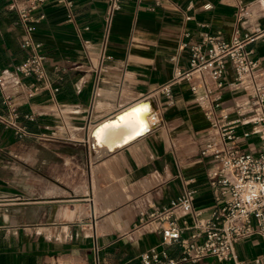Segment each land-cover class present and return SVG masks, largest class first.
I'll use <instances>...</instances> for the list:
<instances>
[{
	"label": "crops",
	"instance_id": "crops-1",
	"mask_svg": "<svg viewBox=\"0 0 264 264\" xmlns=\"http://www.w3.org/2000/svg\"><path fill=\"white\" fill-rule=\"evenodd\" d=\"M70 1L46 0L34 12L43 14L33 36L56 91L40 87L27 96L29 79H21L13 95L18 111L35 117L26 128L30 144L16 143L21 175L11 177L0 166V264H140L139 253L159 235L134 230L137 203L164 206L185 186L195 189L192 206L206 217L208 160L198 156L206 121L184 81L171 85L169 106L160 105L156 89L171 75L170 57L183 32L193 42L201 24L226 40L235 28L264 29V0H123L111 14L108 0ZM6 4L0 0V72L25 54L22 29ZM245 49L264 70V31ZM178 62L185 66L186 50ZM244 94L225 89L222 104L234 106ZM147 101L158 105L159 124L119 146L125 134L112 137L106 128L117 120L127 126L120 119L129 107ZM7 131L0 125V150ZM101 147L108 151L99 153ZM75 195L81 198L69 199ZM233 249L247 264H264V234L238 238ZM193 264L227 262L206 256Z\"/></svg>",
	"mask_w": 264,
	"mask_h": 264
},
{
	"label": "built area",
	"instance_id": "built-area-1",
	"mask_svg": "<svg viewBox=\"0 0 264 264\" xmlns=\"http://www.w3.org/2000/svg\"><path fill=\"white\" fill-rule=\"evenodd\" d=\"M6 1L7 10L15 14V23L22 29L19 46L25 54L11 71L0 72V102L5 107L0 112V125L21 137L27 131L19 119L33 121L35 117L31 111L20 113L13 101L21 79H29L27 96L40 87L52 92L56 88L46 73L41 43L33 36L36 23L43 18L42 13L34 12L46 0ZM50 1L71 6L70 0ZM122 1L108 0V13L120 10ZM201 28L193 42L189 41L190 33L183 32L185 39L178 42L170 57L171 75L156 90L162 96L160 105L169 106L173 104L171 85L184 81L206 121L198 156L208 160L204 176L212 206L208 215L200 218L192 206L195 189L187 186L161 207L146 199L139 201L134 230L159 235L156 244L139 253L140 264H193L206 256L227 264H247L237 257L234 241L253 233L264 234V70L245 49L264 29L254 25L240 33L235 28L226 40L218 31L209 32L205 24ZM184 50L186 64L182 66L178 59ZM227 68L232 73L228 81ZM4 79L10 81L9 87L2 84ZM225 89H242L245 94L234 106H225ZM159 116L158 105L152 104L147 114L150 129L159 124ZM171 247L176 248L175 254H171Z\"/></svg>",
	"mask_w": 264,
	"mask_h": 264
},
{
	"label": "bare ground",
	"instance_id": "bare-ground-1",
	"mask_svg": "<svg viewBox=\"0 0 264 264\" xmlns=\"http://www.w3.org/2000/svg\"><path fill=\"white\" fill-rule=\"evenodd\" d=\"M129 108H132V110H130L124 117H122L120 119L123 121L124 120L128 121L127 126L118 127L116 123H118L119 120H117L115 123L111 124L110 127L106 128V131H110L112 137L117 136L119 133L125 134V137H123V139L118 142L119 146L124 144V143L127 144V142L129 143V141L133 140L134 138H136L139 135H142L143 133H145L146 131H148L150 129L147 114L152 109V103L150 101L138 102L136 104L134 103V105L130 106ZM122 113H124V112H122ZM92 129H91L90 133L92 132ZM103 147H104V145H103ZM112 149H113V147H111V149H109V150L112 151ZM102 150L108 151V149H103L101 147V150L99 151V153L102 152ZM95 154L96 153H94V155Z\"/></svg>",
	"mask_w": 264,
	"mask_h": 264
},
{
	"label": "rangeland",
	"instance_id": "rangeland-1",
	"mask_svg": "<svg viewBox=\"0 0 264 264\" xmlns=\"http://www.w3.org/2000/svg\"><path fill=\"white\" fill-rule=\"evenodd\" d=\"M69 126H73V125H69ZM6 141H7V143L5 145H2L3 147L0 150L1 171L2 172H6L11 177H14L16 175L17 176L21 175L19 173V169H21V168L17 167L16 155H17V150L19 149V151H21L22 147L21 146H16V143H18V145L22 144V146H26L27 144H30L31 136L28 137L25 134V135H23L21 137H18L16 135H14L12 130H11L9 132L7 131V139H6ZM9 145H11L10 148L7 147ZM18 147H20V148H18ZM77 198H81V197L79 195H75L73 197H69V199H77ZM76 202H78V201H74L73 200V201L67 202V204L76 203ZM85 202H87V201H85Z\"/></svg>",
	"mask_w": 264,
	"mask_h": 264
},
{
	"label": "trees",
	"instance_id": "trees-1",
	"mask_svg": "<svg viewBox=\"0 0 264 264\" xmlns=\"http://www.w3.org/2000/svg\"><path fill=\"white\" fill-rule=\"evenodd\" d=\"M23 120H24V119H23ZM30 122H32V121H26V120H24L22 124H23L26 128H27V127L30 128V125H29Z\"/></svg>",
	"mask_w": 264,
	"mask_h": 264
}]
</instances>
